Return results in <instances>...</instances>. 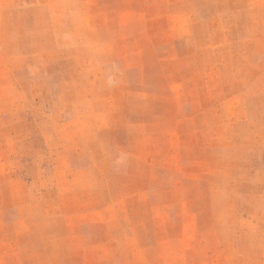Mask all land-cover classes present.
Here are the masks:
<instances>
[{
	"label": "rangeland",
	"instance_id": "obj_1",
	"mask_svg": "<svg viewBox=\"0 0 264 264\" xmlns=\"http://www.w3.org/2000/svg\"><path fill=\"white\" fill-rule=\"evenodd\" d=\"M0 264H264V0H0Z\"/></svg>",
	"mask_w": 264,
	"mask_h": 264
}]
</instances>
